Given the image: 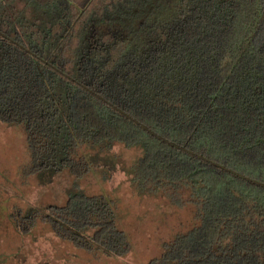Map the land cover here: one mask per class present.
I'll return each instance as SVG.
<instances>
[{"label": "trees", "instance_id": "trees-1", "mask_svg": "<svg viewBox=\"0 0 264 264\" xmlns=\"http://www.w3.org/2000/svg\"><path fill=\"white\" fill-rule=\"evenodd\" d=\"M0 124L43 186L139 150L132 187L193 210L148 264H264V0H0ZM75 189L17 227L126 257L117 203Z\"/></svg>", "mask_w": 264, "mask_h": 264}, {"label": "rangeland", "instance_id": "rangeland-1", "mask_svg": "<svg viewBox=\"0 0 264 264\" xmlns=\"http://www.w3.org/2000/svg\"><path fill=\"white\" fill-rule=\"evenodd\" d=\"M112 154L117 169L108 179L100 170L79 180L63 173L43 186L26 174L30 152L24 130L0 124V264H148L161 255L164 243L191 229L192 206L178 208L160 194H141L132 187L129 170L139 150L118 146ZM77 185L88 195L103 194L117 203L119 226L132 245L126 257L75 248L41 220L26 234L17 227L18 213L64 205Z\"/></svg>", "mask_w": 264, "mask_h": 264}]
</instances>
